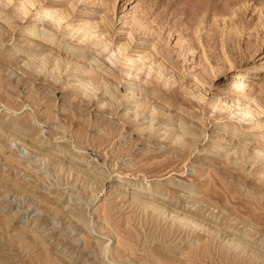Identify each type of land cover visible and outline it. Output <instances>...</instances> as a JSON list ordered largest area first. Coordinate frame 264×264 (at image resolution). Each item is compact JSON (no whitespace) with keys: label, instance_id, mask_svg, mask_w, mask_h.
I'll use <instances>...</instances> for the list:
<instances>
[{"label":"rangeland","instance_id":"rangeland-1","mask_svg":"<svg viewBox=\"0 0 264 264\" xmlns=\"http://www.w3.org/2000/svg\"><path fill=\"white\" fill-rule=\"evenodd\" d=\"M151 249L264 264V0H0V264Z\"/></svg>","mask_w":264,"mask_h":264},{"label":"bare ground","instance_id":"bare-ground-1","mask_svg":"<svg viewBox=\"0 0 264 264\" xmlns=\"http://www.w3.org/2000/svg\"><path fill=\"white\" fill-rule=\"evenodd\" d=\"M87 35V34H86ZM88 36V35H87ZM10 81V80H9ZM76 82L75 83H78L77 82V80H75ZM79 85V87L82 85V86H84V88L86 89V92L88 91H90V92H94L95 93V90L93 89V87L90 85V84H87V83H85V84H81V83H79L78 84ZM96 89V88H95ZM247 108V109H246ZM244 109H246L247 110V113H249L250 114V112H249V109H248V107H244ZM186 134V132H184L182 135L184 136ZM16 140V139H15ZM18 140V139H17ZM16 140V141H17ZM19 141V140H18ZM21 141V140H20ZM26 145H29L30 147H32L33 148V146H31L29 143H27ZM35 148L36 147H34V150H35ZM37 150V149H36ZM51 152V151H50ZM48 154H50L49 152H48ZM81 171H83V169L81 170V169H79L78 170V172H81ZM85 172H87V171H85ZM88 173V172H87ZM85 175H86V173H85ZM126 188H124V189H122V192L123 193H126ZM24 197V196H23ZM20 198V197H19ZM133 198L137 201V202H140L143 206H146L147 208H153V207H155L154 208V210H158L161 214H164L167 218H172L173 219V221H174V223H179L180 225H183L184 227H191V228H193L194 230H198L199 229V227H200V224H198V222L196 221V219H194V218H192L193 216H191V214H187V213H181V212H179V211H174L173 209L171 210V209H169L168 207H166L167 205L166 204H164V203H156L154 200H153V198L152 199H150L151 197H145V198H142V197H140L139 195H135V194H133ZM21 199V198H20ZM23 199V198H22ZM35 200V199H34ZM22 201V200H21ZM29 201V200H28ZM33 201V200H32ZM154 205V206H153ZM38 221V220H37ZM71 221V220H70ZM85 223V222H84ZM79 224H76V226H78ZM81 226V225H80ZM85 226V225H84ZM74 227V226H73ZM203 227H205L204 225H203ZM201 228V227H200ZM54 229V228H53ZM53 229H52V231H53ZM82 229V228H81ZM75 230V229H74ZM200 230V229H199ZM210 230V229H209ZM212 230V229H211ZM201 231V230H200ZM32 233H33V237H37V236H40L41 237V241H44L45 242V235H42V234H40L39 233V229L37 228V224L36 225H34V228L32 229V231H31ZM198 232V231H197ZM211 232H215V233H218L219 234V232L216 230V228L214 229V230H212ZM237 240V239H236ZM236 240H235V238H232V239H230V240H228V242H233V244H234V242H236ZM39 241V240H38ZM239 241H237L236 242V244H242V242L240 241V243H238ZM46 243V242H45ZM42 244V243H41ZM60 244H62V243H60ZM108 244V243H107ZM232 244V245H233ZM244 244V243H243ZM245 246L247 245V244H244ZM67 247V245H62V247H61V250H62V253H65V251H66V247ZM234 247H235V244H234ZM244 247V246H243ZM60 248V247H59ZM91 249V248H90ZM160 249V248H159ZM153 249H151V251H152ZM207 250V249H206ZM207 251H209V250H207ZM206 252V251H205ZM153 254V256H154V258L156 259V260H159L160 262H162L163 264H175V262H176V260H175V258H173L172 256H167L166 254L164 255V254H162V252H160V251H154L153 250V252H152ZM206 253H208V252H206ZM116 255V254H115ZM175 255V254H174ZM64 256V255H63ZM86 256H88V253H86ZM118 257V256H117ZM73 258L71 257L70 258V262H71V264H87L85 261L83 262V260L82 259H78V261L75 259V261L74 260H72ZM175 260V261H174ZM131 262H133V261H131ZM135 262V261H134ZM65 263V262H64ZM136 263V262H135ZM159 263V262H158ZM117 264V263H116ZM133 264V263H132Z\"/></svg>","mask_w":264,"mask_h":264}]
</instances>
